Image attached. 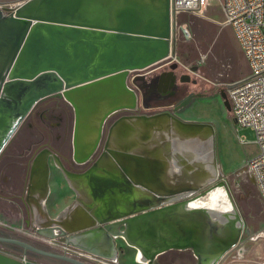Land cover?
Returning <instances> with one entry per match:
<instances>
[{
  "label": "water",
  "instance_id": "obj_1",
  "mask_svg": "<svg viewBox=\"0 0 264 264\" xmlns=\"http://www.w3.org/2000/svg\"><path fill=\"white\" fill-rule=\"evenodd\" d=\"M8 4L0 3V152L40 100L61 94L74 110L73 161L91 162L107 119L139 106V95L128 82L130 73L172 56L171 0ZM222 97L231 111L227 93L222 92ZM123 118L134 131L135 146L118 147L123 134L116 135V123L101 156L83 172H71L48 148L36 155L29 188L38 199L32 207L36 231L115 262L117 238H123L137 249L143 263L158 264V256L169 250L191 249L197 264H217L240 242L243 218L226 182L218 179L210 184V179L219 178L208 169L210 162L188 161L171 141L211 138L215 152L214 125L183 120L170 111ZM51 155L69 182L79 183V197L56 217L50 216L45 204ZM171 162L177 168L172 176L167 172ZM217 187H224L230 198L227 208L191 204ZM0 242L20 245L26 253L92 264L23 239L0 236ZM0 264L26 262L0 251Z\"/></svg>",
  "mask_w": 264,
  "mask_h": 264
},
{
  "label": "rangeland",
  "instance_id": "obj_2",
  "mask_svg": "<svg viewBox=\"0 0 264 264\" xmlns=\"http://www.w3.org/2000/svg\"><path fill=\"white\" fill-rule=\"evenodd\" d=\"M24 1L26 0H0V3L10 6L8 3L16 4ZM223 21L224 13L220 0H208L203 10L183 12L177 21L173 22L172 56L149 68L132 71L128 82L139 95L137 110L148 111L144 107L147 105V97L156 98L163 95L162 89L167 87V83L169 86L172 84L174 76L170 71L168 73L171 78L169 79L168 75L162 79L161 85L165 88L160 85V78L165 74L162 71L170 70L169 65L179 63L178 73L186 72L192 79L198 81L197 85L191 82L188 85L191 89L202 91V94L193 97L184 108L174 114L183 120L209 122L214 125V156L219 167L218 179L226 182L231 198L243 218L245 232L241 239L249 238L257 243V249L264 253V202L245 169L247 162L257 151L256 132L252 127L236 122L222 97V92L228 95V87L231 83L250 74V66L232 27L223 25ZM195 68L197 71L194 72ZM156 73H159L160 78L156 77ZM50 99L59 100L51 101ZM171 102H173L172 99ZM58 103L61 105H57ZM164 108H166L165 104H161L151 110L156 112ZM64 111H67L70 117L67 124L70 137L74 126L73 107L61 94H54L35 105L6 144L0 158L2 166L7 170L4 175L12 176L15 180L14 184L20 186V189L14 192L10 187L13 182L9 181L6 188L0 191V236L23 239L42 249L60 253H63L65 249L59 240L45 237L36 231V225L28 223L31 210L25 209L19 200L20 196L24 195L22 183L27 174L22 169V164H14L12 167L11 159H18L21 162L23 154L28 151V144L38 137L39 133L33 127L34 122L44 132H48L49 140L56 143L50 132L54 134L57 132L56 124L61 122L59 118ZM50 184L53 189L50 195L52 199L58 195L67 196V202L75 201L74 191L69 187L63 172L57 166H52ZM51 198L48 200V205L51 204ZM117 243L120 246L119 254L121 255H119V262L117 260L108 264H146L138 260L137 249L127 244L123 238H118ZM0 251L18 257L26 264H73L33 251L26 253L22 246L14 243L0 242ZM166 255H168L169 264L176 260H179L178 264H197V257L191 249L174 250Z\"/></svg>",
  "mask_w": 264,
  "mask_h": 264
},
{
  "label": "built area",
  "instance_id": "obj_3",
  "mask_svg": "<svg viewBox=\"0 0 264 264\" xmlns=\"http://www.w3.org/2000/svg\"><path fill=\"white\" fill-rule=\"evenodd\" d=\"M207 1L171 0L172 22L183 12L203 10ZM220 3L224 13L222 24L232 27L250 66L247 77L229 85L228 98L236 122L256 132L257 151L245 169L264 202V0H220ZM62 247L64 252L92 264L115 262L76 247L64 244Z\"/></svg>",
  "mask_w": 264,
  "mask_h": 264
},
{
  "label": "flooded vegetation",
  "instance_id": "obj_4",
  "mask_svg": "<svg viewBox=\"0 0 264 264\" xmlns=\"http://www.w3.org/2000/svg\"><path fill=\"white\" fill-rule=\"evenodd\" d=\"M173 65H169V69L170 70H163L162 72H164V76L160 78L159 73H156V77L161 79V83L162 84V79L167 77L169 75V79L171 78L170 74L168 72H172L174 79L172 81V84L169 86L167 83V87L165 89H162L164 91H162L164 94L159 96V97H147V101H146V106L145 109H148V111H139V110H135V111H120V112H116L114 114H112L107 121L104 124V128H103V135H102V139H101V144L99 147L98 152L95 154L93 160L87 164H78L74 161H72L71 156H70V152H71V145L73 144V133H70V137L68 135L67 132V124H68V120H70L69 114L67 113V111H64V113L61 114V117L59 118L61 120L60 123L56 124L58 126L57 128V132L51 133L50 135L51 137L54 136L53 138L55 139L56 143L52 142V140H49V134L48 132H44L42 130V128L38 127L36 125V123H33V127L36 129V131L39 133L37 134L38 137L34 138L33 140H31V143L28 144V151L27 153L23 154V157L20 159L21 162L16 159L13 160L11 159V166L13 167L14 164H22L23 165V170L26 171V176H24V182L22 183V188L24 191V195H19L21 200L20 202L24 205L25 209H29L30 211V220L28 221L29 224H33L35 225L34 221H33V215H32V207L34 205L37 204L38 199L36 198V196H34V194L29 193V188H30V174H31V166L32 163L36 157V155L43 149L48 148L50 149L52 152H54L61 160V162L63 163V165L69 169L71 172L74 173H79V172H83L85 170H87L90 166H92V164L101 156L102 152L105 149V143L109 137V133L112 129V127L117 123V126L115 127V132L116 135L118 134H123V138L118 139L119 141V146L118 147H124V148H130L135 146L133 143V132L132 128L130 127V125L128 124V121L123 118L127 115H132V114H150V113H154L155 111H152L151 109H154L156 107H158V105L161 104H165L164 109L160 110V111H170L173 114L176 113L177 111L181 110L182 108H184L190 101L191 99H188L189 95H193L194 97L200 96L202 94V91H198L195 89H191L189 87V83H193L194 85H197L198 81L196 79H192V77L186 73V72H181L178 73L177 71L179 70V63L176 64V66L173 68ZM182 66H185L182 64ZM194 71H197V69H193ZM168 79V80H169ZM169 86V87H168ZM200 86H202L200 84ZM171 99L173 102H171ZM51 101L53 100H59V99H50ZM187 101V103H186ZM59 102V101H58ZM185 103V104H184ZM57 105H61V103H58ZM57 107V106H56ZM63 111V110H62ZM157 112V111H156ZM177 116V115H176ZM179 117V116H177ZM180 118V117H179ZM123 126V127H122ZM45 129V128H43ZM50 129V127H49ZM74 129V126H73ZM145 130H141L140 134H144ZM50 137V139H51ZM6 147H4V149L0 152V158L2 156V153L4 152ZM22 155V154H21ZM105 162V161H104ZM108 163V162H105ZM50 166H51V174L49 177V187H50V191H51V176H52V166H56L54 159L52 157V155L50 156ZM7 170L4 169V167L2 166L1 160H0V191H3V188H6L7 184L9 183V181L13 182V185H11L10 187L14 190V192H17L20 188L19 185L14 184L15 180L13 179L12 176H5L4 173H6ZM65 177V175H64ZM67 184L69 185V187L74 191H76V189H79V183L76 184V186H73L71 184V182H69V180L65 177ZM50 194V193H49ZM49 197V196H48ZM47 197V199H48ZM47 199L45 201V204L47 206ZM75 200V199H74ZM34 230V228H33Z\"/></svg>",
  "mask_w": 264,
  "mask_h": 264
},
{
  "label": "crops",
  "instance_id": "obj_5",
  "mask_svg": "<svg viewBox=\"0 0 264 264\" xmlns=\"http://www.w3.org/2000/svg\"><path fill=\"white\" fill-rule=\"evenodd\" d=\"M163 143V141H162ZM160 143V145L162 146V153L164 155V159H166V155H167V151L164 148V144ZM154 147H152L153 149ZM71 152H70V156L71 159L73 161V144L71 145ZM170 166H168L167 168V172L169 173V175H173V171H177V168H172ZM174 169V170H173ZM160 175V174H159ZM169 182V180H168ZM170 182L172 184H174L173 180ZM52 187H51V191L49 194V197L47 199V210L50 214L51 217H56L60 212H62L63 210H65L70 203L72 202H67L68 197H64V196H58L55 195V198H51L50 195L52 193ZM58 194V192H57ZM79 197V189H76L75 193H74V199L76 200ZM51 198V204L48 205V200ZM117 242H118V238H117ZM116 242V246L118 248V262H119V249L120 246L119 244ZM257 243L252 242L249 238L248 239H244V240H240V242L233 247L231 250H229L219 261L217 264H264V253L260 252L257 249ZM124 247V246H123ZM186 250H190V249H186ZM173 250H169L167 252H164L162 254H160L158 256V264H169V259H168V255H166L169 252H172ZM178 251H185V250H178ZM194 254V253H193ZM121 256V255H120ZM196 257V256H195ZM179 260H176L175 262L173 261L171 264H178ZM148 264V263H146Z\"/></svg>",
  "mask_w": 264,
  "mask_h": 264
},
{
  "label": "bare ground",
  "instance_id": "obj_6",
  "mask_svg": "<svg viewBox=\"0 0 264 264\" xmlns=\"http://www.w3.org/2000/svg\"><path fill=\"white\" fill-rule=\"evenodd\" d=\"M171 141L173 143V148L177 151V153L185 154V157L188 161H192L193 159L202 161L208 160L210 162L208 169L219 176V167L217 164H215L216 158L214 156L211 138L197 137L185 140L173 138ZM174 165V162H171L170 167ZM217 179L218 178L210 179V184H215ZM191 204L197 207L205 206L222 209L230 206L231 202L225 188L217 187L207 195L193 200Z\"/></svg>",
  "mask_w": 264,
  "mask_h": 264
},
{
  "label": "trees",
  "instance_id": "obj_7",
  "mask_svg": "<svg viewBox=\"0 0 264 264\" xmlns=\"http://www.w3.org/2000/svg\"><path fill=\"white\" fill-rule=\"evenodd\" d=\"M240 56H242V55L240 54Z\"/></svg>",
  "mask_w": 264,
  "mask_h": 264
}]
</instances>
